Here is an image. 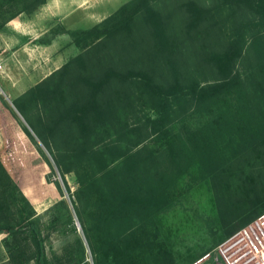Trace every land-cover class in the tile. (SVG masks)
Returning a JSON list of instances; mask_svg holds the SVG:
<instances>
[{
  "label": "rangeland",
  "instance_id": "obj_1",
  "mask_svg": "<svg viewBox=\"0 0 264 264\" xmlns=\"http://www.w3.org/2000/svg\"><path fill=\"white\" fill-rule=\"evenodd\" d=\"M125 1L46 0L34 11L20 12L9 20L12 10L0 9V199L17 223L26 218L37 223L45 264H191L264 204V145H257L251 136L260 128L264 133L260 99L258 108L250 103L247 108L248 97L241 92L199 108L183 103L174 108L165 138L144 128V117L151 111L138 104L127 122L144 130L138 144L131 140L125 146L128 151L142 149L152 163L149 192L159 206L134 207L127 217L120 208L108 210L119 211L120 220L116 218L104 229L106 210L96 201L94 188L79 189L74 168H80L71 157L73 146L64 144L61 129H46L55 115L54 106L83 98L85 88L77 83L79 75L104 65L122 66L123 60L126 67L143 65L157 80L169 76L171 66L182 79L199 84L217 78L205 58L211 45L184 34V12L179 10L184 0H148L178 36L171 63L147 54L144 39L138 40V48L131 45L136 43L133 36L147 34L141 14L130 33L116 40L90 48L85 47L87 41H82L84 47L73 43L71 30L101 22ZM194 1L212 6L221 0ZM66 3L73 8L62 22L59 13ZM77 9L83 10L82 16ZM226 14L224 10L221 16ZM243 48L252 53L249 40ZM78 54L85 69L73 60ZM250 64L240 59L234 69L246 76ZM251 81L247 76L245 86ZM130 90L136 96L134 85ZM13 101L21 106L22 114ZM68 131L74 134L76 129L70 126ZM118 131L122 134L123 130ZM83 162L95 171L90 161L83 158ZM153 173L159 178H153ZM215 263L211 252L198 264ZM0 264H34L28 229L0 233Z\"/></svg>",
  "mask_w": 264,
  "mask_h": 264
},
{
  "label": "trees",
  "instance_id": "obj_2",
  "mask_svg": "<svg viewBox=\"0 0 264 264\" xmlns=\"http://www.w3.org/2000/svg\"><path fill=\"white\" fill-rule=\"evenodd\" d=\"M45 1L0 0V9L12 10L6 18L9 20L20 12L34 11ZM179 10L184 12L181 23L185 32L183 33L192 38L201 37L203 44L204 40H207V46L211 45L205 58L216 73L215 81L199 84L195 79L184 80L179 77L178 70L173 66L169 68V76L157 80L143 65L126 67L128 63L124 60L122 66L104 65L98 70L89 69L87 74L83 73L77 78V83H81L85 88L83 98L62 106L55 105L51 126L46 128L49 132L61 129L64 133L61 135L64 144L70 143L73 146L75 154H71V157L78 162L80 168H74L79 189L94 188L96 201L106 210L105 230L118 218L116 213H120H109L108 210L120 208L124 217H127L129 209L134 207L159 206L149 192L151 187L148 176L152 163L147 162V155L142 154V149L128 151L125 146L131 140H134L133 144H138L141 131L144 130L137 123L127 122V116H130L136 105L139 104L140 108L145 106L151 111L150 115L144 117V128L149 129L152 134H158V138H165L166 125L174 108L183 103H193L199 108L217 99L230 97L234 92H241L248 97L245 101L247 108L249 103L256 108L261 102L264 103V0H221L212 6L194 0H184L180 3ZM224 10L227 14L221 16ZM138 14H141L145 21L147 34L142 37L133 36L136 42L131 43L133 48L140 47L138 40L144 39L147 54L161 59L164 57L171 63L170 56L174 53L178 36L169 30L165 19L148 0H127L101 22L87 28L71 30L73 43L84 47L82 41H87L85 47L90 48L97 47L107 40H116L119 36L130 33ZM246 40H249L252 53H247L243 48ZM80 58L81 54H78L73 60L85 69V64L80 62ZM240 59H248L251 62L250 71L246 76H242L245 79L247 76L252 78L250 86H245V79L234 69ZM129 62L131 63L132 59ZM130 85H134L136 96L130 90ZM13 104L22 114L21 106L14 101ZM70 126L76 129L74 134L68 131ZM63 127L67 128L63 130ZM21 129L30 138L29 131L23 126ZM119 129L123 130L122 134ZM249 130L252 131V128L249 127ZM251 136L257 145H264V133L261 128ZM42 143L47 146L46 142ZM83 158L94 165L90 166L95 171L88 170V164L83 162ZM153 175V178H159L157 173L151 176ZM56 189L59 191L58 186ZM262 211L264 204L241 226ZM17 222L0 199V233L6 231L15 234L28 229L34 249V264H45L44 246L37 223L32 218ZM232 232H228V235Z\"/></svg>",
  "mask_w": 264,
  "mask_h": 264
},
{
  "label": "built area",
  "instance_id": "obj_3",
  "mask_svg": "<svg viewBox=\"0 0 264 264\" xmlns=\"http://www.w3.org/2000/svg\"><path fill=\"white\" fill-rule=\"evenodd\" d=\"M211 252L214 253L215 264H264V211L191 264L202 262Z\"/></svg>",
  "mask_w": 264,
  "mask_h": 264
},
{
  "label": "crops",
  "instance_id": "obj_4",
  "mask_svg": "<svg viewBox=\"0 0 264 264\" xmlns=\"http://www.w3.org/2000/svg\"><path fill=\"white\" fill-rule=\"evenodd\" d=\"M71 8H73L71 5H69V4H65V5H63V8H62V14H60L59 13V20L60 21H62L63 22V20L66 18V17H68L69 15H71V14H69V13H67V12H69L70 10H71ZM77 11L79 12V14H81V16H82V12H83V10L82 9H77ZM61 15V16H60ZM61 17V18H60ZM78 18H81L80 16L78 17ZM1 28H3L4 29V26L3 27H1ZM1 44V43H0Z\"/></svg>",
  "mask_w": 264,
  "mask_h": 264
}]
</instances>
